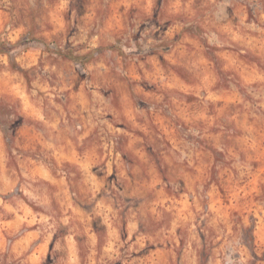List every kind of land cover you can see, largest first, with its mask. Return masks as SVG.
Returning a JSON list of instances; mask_svg holds the SVG:
<instances>
[{"label":"rangeland","instance_id":"1","mask_svg":"<svg viewBox=\"0 0 264 264\" xmlns=\"http://www.w3.org/2000/svg\"><path fill=\"white\" fill-rule=\"evenodd\" d=\"M0 264H264V0H0Z\"/></svg>","mask_w":264,"mask_h":264}]
</instances>
